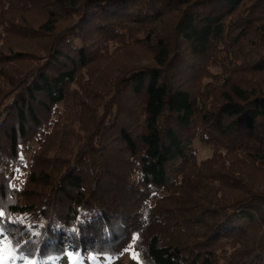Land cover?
<instances>
[{
	"label": "trees",
	"instance_id": "1",
	"mask_svg": "<svg viewBox=\"0 0 264 264\" xmlns=\"http://www.w3.org/2000/svg\"><path fill=\"white\" fill-rule=\"evenodd\" d=\"M0 212V264H264V0H0Z\"/></svg>",
	"mask_w": 264,
	"mask_h": 264
},
{
	"label": "rangeland",
	"instance_id": "2",
	"mask_svg": "<svg viewBox=\"0 0 264 264\" xmlns=\"http://www.w3.org/2000/svg\"><path fill=\"white\" fill-rule=\"evenodd\" d=\"M149 57H150L149 53L146 52L144 54L138 55V59L132 60L131 62L137 63L138 61H147L150 59ZM209 70H210L209 72H211L210 74H219L220 72V69L215 66L209 68ZM209 80L210 78L205 77L203 80L204 84L209 82ZM189 86L195 89L200 88L199 81L189 83ZM193 146L194 149L196 150V154L199 162L209 159L210 157L213 156V154L216 151L215 146L212 143L202 141L200 138H197L194 141ZM27 158L29 159V155L27 156ZM256 175H258L260 178L263 177L262 176L263 174L260 173H256ZM135 254L138 253L136 252V250L130 247L128 250L124 251L123 254H121V256L119 257H104V258H96L95 260L89 257L88 260H85L84 262H82V264H141L138 255ZM64 264H67V262H64Z\"/></svg>",
	"mask_w": 264,
	"mask_h": 264
},
{
	"label": "snow or ice",
	"instance_id": "3",
	"mask_svg": "<svg viewBox=\"0 0 264 264\" xmlns=\"http://www.w3.org/2000/svg\"><path fill=\"white\" fill-rule=\"evenodd\" d=\"M3 215H4V213L0 212V217H2ZM73 231H75V229H73ZM6 233L9 237H11V233H8L7 229H5L2 225H0V239H4ZM8 243L12 244L17 249V251L20 255L21 264H37V261L30 258L31 253L26 252L25 249L20 245L19 241L9 239ZM25 243H27V241H25ZM126 250L127 249H125V251ZM135 255H138V254H135ZM68 257H69V259H71L73 261V264H75L77 256H75L73 253H69ZM91 259L95 260L96 258L92 257Z\"/></svg>",
	"mask_w": 264,
	"mask_h": 264
}]
</instances>
